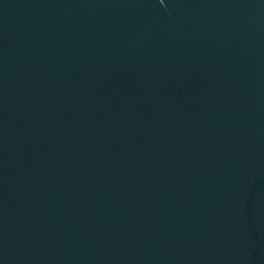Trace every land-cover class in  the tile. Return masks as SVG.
<instances>
[{"label": "water", "instance_id": "obj_1", "mask_svg": "<svg viewBox=\"0 0 264 264\" xmlns=\"http://www.w3.org/2000/svg\"><path fill=\"white\" fill-rule=\"evenodd\" d=\"M0 264H264V0H0Z\"/></svg>", "mask_w": 264, "mask_h": 264}]
</instances>
